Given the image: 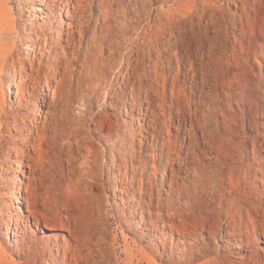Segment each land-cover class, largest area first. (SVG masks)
Listing matches in <instances>:
<instances>
[{"label":"bare ground","instance_id":"obj_1","mask_svg":"<svg viewBox=\"0 0 264 264\" xmlns=\"http://www.w3.org/2000/svg\"><path fill=\"white\" fill-rule=\"evenodd\" d=\"M94 2L0 0V264H118L120 235L110 238L104 179L111 169L115 193H127L113 201L127 224L121 264H264V0H130L131 11L123 1L99 0L97 13ZM155 2L158 35L169 42L193 35L202 48L209 44L205 70L195 68L194 76L211 97L191 103L176 76V112L165 117L161 137L149 106L136 111L124 98L128 120L111 123L104 140L112 168L102 167L101 153L98 173L83 115L96 96L107 101L126 88L122 71L131 57L124 44L108 40L112 21L126 43L134 42V22L151 20ZM74 92L68 134L61 119ZM182 103L195 105L189 118ZM72 137L88 169L79 174L66 162L52 180L47 163ZM118 155L130 161L117 164Z\"/></svg>","mask_w":264,"mask_h":264},{"label":"rangeland","instance_id":"obj_2","mask_svg":"<svg viewBox=\"0 0 264 264\" xmlns=\"http://www.w3.org/2000/svg\"><path fill=\"white\" fill-rule=\"evenodd\" d=\"M98 1L99 0H95L94 2L93 11H95V13H97ZM120 1L121 2L123 1V3H125L128 6V10L131 11L130 8L131 6L129 5L130 0H120ZM141 1L142 0H140V2ZM149 8L152 14L151 20H148L147 18L142 16L141 18L140 17L138 18L139 20L134 22L136 26L140 27L139 30L140 33L137 34L139 38L136 39L134 42L126 43L125 40L122 39L123 37L121 34V28L119 27L116 21H112L113 25L109 36L110 39L108 40L111 43H113L114 41L118 45L124 44V50H129L131 57L130 60L128 61L126 60L124 65L125 67L122 71L123 74L122 77H124L128 82L126 88L123 90L117 88L115 92L114 91L112 92V95L114 96L115 94V96L112 99L107 98V101L102 100V96L101 97L96 96L94 100L92 99V101H89L88 105L90 108L86 112V114L83 115L84 130H85L84 137L86 138V143L88 144L87 148H90L94 154L93 157H90L91 162L92 163L97 162L98 164V167L96 168V172L98 173L100 172L99 164L101 162L99 155H101V153H104L106 155L105 161L102 162V167L106 169L109 166V164L107 163H110L107 154L109 148L107 144H105L106 142L104 140L110 134L111 123L116 125L123 123L125 119L128 120L125 116L126 110L122 101L124 98H130L131 103H133L136 111L141 109V107H144V111H145L147 110L145 108V105L146 107L149 106L148 113L150 115V118L156 121V127H157L156 136L161 137L165 135V133H167L168 130V127L164 125V121L166 120L167 117H169V112L171 110L173 111V109H171V103L173 101L174 93L171 88V84L173 82V79L176 78V76L179 78V85L184 87L187 94L191 97V103H194L195 101L198 100L206 101L211 97V91H208V88L202 90L201 85L197 84L196 81L197 77L194 76L195 68L198 69L199 73H203V71L205 70V68L201 66V62L205 63L206 61L208 62L209 60L208 57L210 56L209 44H206L204 48H202L200 46L199 41L193 35H188L187 37H183V39L187 38V40L185 41H182V39L173 38L169 42L163 35L161 36L158 35L160 32L157 27V24L154 21H152L155 19V15L157 14V9L159 8L158 2H155L152 6L150 5ZM230 11H235L234 6H230ZM227 26L230 34L229 39L231 38L233 39L232 31L234 30L232 28V25L228 23ZM90 28L88 29L87 39H90L92 36V28L91 29ZM146 31L148 33V36L145 35ZM176 35H178V32L176 33ZM176 46H178L179 51H182L181 53L183 54V56L176 53L175 51ZM116 56L120 57L118 53L116 54ZM256 71L258 72V69H256ZM113 79L114 81H116L115 76H113ZM129 79H131L130 83H129ZM132 85H135V87L137 88V91L134 94V100L131 99V92L133 88ZM179 85L177 86L178 89H180ZM116 93L119 94L117 95ZM76 97H77L76 92H74L72 97V103L70 105L66 104L63 107V109H65L66 111L65 112L66 115H64L66 117L63 116L61 122L66 127L68 134H71L72 132L71 125L68 122L75 115L74 109L77 108ZM175 101L178 102L177 99ZM182 104L185 105V103ZM223 105L224 103H221L220 106L222 107ZM194 108H195L194 104H191L190 108L187 106L183 108L185 109L184 112H186L185 115L188 118L190 116V114L188 113L193 112ZM173 116L177 118V115L175 113ZM219 117H220L219 121L223 122L222 115H220ZM172 121H174L175 123V119H173ZM176 123H177V119H176ZM216 129L217 128H214L213 131H215ZM170 131L172 134L176 133V131L172 127H170ZM200 137H201V132H200ZM65 139L66 142L64 143V145H61L64 148L62 150L63 152L59 153L57 156L52 155L51 156L52 158L50 157V162L51 161L52 162L50 164L47 163V168H46L47 174L49 178H51L52 180H58V178L60 177L63 171L62 164H66V162H72L74 164L73 166L76 167L75 169L77 173H79V171L83 170L84 168L88 169L84 165L85 163L84 157L86 155V152H84L85 154L84 156L80 155V152L78 151V147H77V141L74 137H72L73 140L71 139L69 142L67 138ZM66 147L67 149H65ZM201 148L205 150L209 149V147H207L205 143L204 144L202 143ZM121 160L122 161L126 160L127 162L130 161L118 155V158L116 159V163L119 164ZM146 160H148V162L150 160L152 161V163H155L156 165L160 166L159 163L153 158L151 160V158L147 157ZM109 168L111 169L112 166H109ZM176 168H178L177 164H176ZM111 170L112 171L109 180L107 176L104 177L106 181L105 185L107 187L106 197L107 200H109L110 202L107 216L109 217L110 238H112L116 234L120 235V240H119L120 242H118L115 245L113 251V255H114L113 259L115 262H118V264L119 263L121 264L120 261L124 258V256H121L122 248H120V245L123 244L121 227L123 226V229L125 230L127 228V224L126 222H124V220L122 221L120 219L122 213L114 210L115 204L113 201L116 200L119 203L120 198H124V200L127 199V193L121 194L118 191L115 193L116 185L113 184L115 181L114 178L115 172L113 171V169ZM117 173L118 171L116 172V174ZM117 175L119 177L121 176L119 174ZM128 177L131 176L129 175ZM88 179H89L88 176L87 177L84 176L85 181H87ZM120 179H124L125 181L130 182V178L128 180V178L125 179L121 176ZM159 186L160 183L158 184V187ZM153 197H154L153 198L154 205H156L159 200L157 188L154 191ZM161 198L168 199L165 194H162ZM145 200H147V203H150L149 195H146ZM139 216L140 214L137 215L138 220H139ZM125 235L130 242L133 240V236L128 231L125 232Z\"/></svg>","mask_w":264,"mask_h":264}]
</instances>
